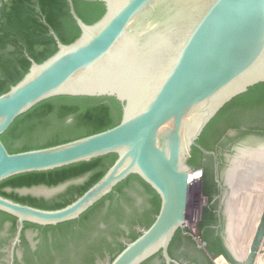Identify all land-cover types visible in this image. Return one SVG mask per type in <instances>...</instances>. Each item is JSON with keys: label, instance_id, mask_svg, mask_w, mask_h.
I'll return each mask as SVG.
<instances>
[{"label": "water", "instance_id": "water-1", "mask_svg": "<svg viewBox=\"0 0 264 264\" xmlns=\"http://www.w3.org/2000/svg\"><path fill=\"white\" fill-rule=\"evenodd\" d=\"M105 12L86 24L67 0L81 33L31 65L0 94V134L37 102L55 95L112 96L122 105L115 126L53 146L10 153L0 139V181L115 153L104 174L72 202L55 209L0 195V210L20 220L56 224L77 218L130 174L160 198L152 223L107 264H140L185 227L187 163L209 120L233 97L264 81V0H101ZM264 238V203L239 264H255ZM235 256L238 257L235 253ZM239 258V257H238Z\"/></svg>", "mask_w": 264, "mask_h": 264}, {"label": "flooded vegetation", "instance_id": "flooded-vegetation-1", "mask_svg": "<svg viewBox=\"0 0 264 264\" xmlns=\"http://www.w3.org/2000/svg\"><path fill=\"white\" fill-rule=\"evenodd\" d=\"M18 1L0 0V16ZM230 118L232 125L217 127L207 138L210 148L206 150L214 154L199 150L196 157L203 165V168H194V172L199 174V189L205 202L197 217V234L193 236L183 227L170 241V264H239L242 261V256L231 246L229 226L238 220L243 235L241 226H245L242 224L248 219V210L256 203V196L264 191V110L238 111ZM245 169L252 170L248 173ZM82 179L53 186L34 184L4 190L23 199L18 203L38 207L37 204L51 205L62 200L69 185ZM126 196L130 202L117 192H113L112 199L104 200L102 215L107 219L77 217L56 224H39L0 210V264H107L113 248L129 242L134 233L145 228L149 218H155L154 211L149 212L151 205L145 195L127 189ZM146 264L166 262L158 252Z\"/></svg>", "mask_w": 264, "mask_h": 264}, {"label": "trees", "instance_id": "trees-1", "mask_svg": "<svg viewBox=\"0 0 264 264\" xmlns=\"http://www.w3.org/2000/svg\"><path fill=\"white\" fill-rule=\"evenodd\" d=\"M72 4L77 15L86 24L96 22L105 12V5L101 0H72ZM49 28L54 30L63 44L71 43L80 35L81 30L71 16L67 0H19L11 10L1 14L0 94L8 91L26 74L31 65L27 55L35 62L41 63L58 50ZM249 110L253 113L264 110V81L248 87L246 91L228 101L209 120L196 142L204 149H209L207 138L217 127L232 125V114ZM121 116L122 105L112 96L55 95L37 102L15 117L0 134V139L10 153L43 148L111 128L119 123ZM198 154L199 149L192 146L187 163L194 168H203L201 162L196 161ZM116 157L115 153H109L50 170L15 174L0 181V195L23 202V199L7 193L4 188L34 184L53 186L71 179L83 178L81 182L69 185L62 200L51 205L37 204L44 209L60 208L93 185ZM127 189L145 195L151 205L149 212L153 210L154 214H157L160 206L159 195L138 175L130 174L118 182L110 193L80 214L79 218L107 219L102 215L104 200L112 199L113 192H117L130 202L129 196H126ZM153 220L154 217L149 218L145 228ZM139 234L140 232L134 233L129 241ZM124 246L125 244H120L111 250L113 255L110 261ZM150 258L140 264H146Z\"/></svg>", "mask_w": 264, "mask_h": 264}, {"label": "bare ground", "instance_id": "bare-ground-1", "mask_svg": "<svg viewBox=\"0 0 264 264\" xmlns=\"http://www.w3.org/2000/svg\"><path fill=\"white\" fill-rule=\"evenodd\" d=\"M252 167H254V166H252ZM250 168V167H249ZM255 168V167H254ZM257 168V167H256ZM253 169V168H252ZM252 169H245L246 170V172H248L249 173V171L250 170H252ZM255 170V169H254ZM253 170V171H254ZM258 170V169H257ZM262 171H264L263 169H262ZM193 172H194V170H193ZM193 172H191V173H193ZM255 172V171H254ZM191 173L188 175V184H189V187H191L193 184H191V180H190V176H192L191 175ZM244 174H246V173H244ZM251 175H253V174H251ZM256 175V174H255ZM247 177V176H246ZM249 177V176H248ZM250 178V177H249ZM256 196V195H255ZM257 197V199H256V203L253 205V207H251L250 209H251V211H250V213L248 214V219H247V221L244 223V224H242V225H245V226H241V227H243V232H242V234L243 235H241V233H240V231H241V229H239V226H238V220L237 221H232L231 223H230V226H229V232H230V236H231V246L232 247H234L235 249H236V251L239 253V256H244L245 255V253H246V251H247V248H248V245H249V243H250V240H251V236H252V234H253V231H254V229H255V226H256V224H257V221H258V219H259V215H260V211H261V207H262V205H263V203H264V191L261 193V194H259L258 196H256ZM249 211V210H248ZM234 215V214H233ZM233 215H232V217H233ZM255 215V216H254ZM245 216V215H244ZM187 217V216H186ZM231 217V218H232ZM234 218V217H233ZM252 218V220H251V222H250V219ZM188 219H190V221L192 222V220H194L195 221V218H193V217H190V218H188ZM235 219V218H234ZM233 219V220H234ZM187 221V220H186ZM250 222V223H249ZM187 223V222H186ZM245 227V228H244ZM235 231V232H234ZM234 233H238L239 234V236H235V234ZM239 238V239H236V238ZM257 264H264V260H259L258 261V263Z\"/></svg>", "mask_w": 264, "mask_h": 264}, {"label": "rangeland", "instance_id": "rangeland-1", "mask_svg": "<svg viewBox=\"0 0 264 264\" xmlns=\"http://www.w3.org/2000/svg\"><path fill=\"white\" fill-rule=\"evenodd\" d=\"M191 175L192 176H190V180H191L190 182L193 185L189 187V203H188V211H187V217H186L187 223L185 222V227L194 236L197 234V228H196L197 217L201 210V207L203 206L205 202V197L203 196V194L200 192V189H199V183H200L199 174L197 172H193L191 173ZM250 211L251 209H249L248 214L250 213ZM190 217L195 218V221L192 220L191 222L190 219H188ZM251 220L252 218L250 219V222ZM260 259L264 260V238L260 244L255 264H257Z\"/></svg>", "mask_w": 264, "mask_h": 264}]
</instances>
